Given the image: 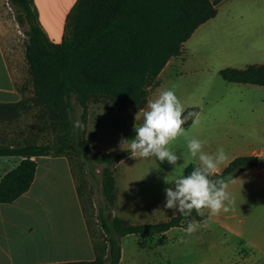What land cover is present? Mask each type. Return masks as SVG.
Segmentation results:
<instances>
[{
    "label": "trees",
    "instance_id": "obj_1",
    "mask_svg": "<svg viewBox=\"0 0 264 264\" xmlns=\"http://www.w3.org/2000/svg\"><path fill=\"white\" fill-rule=\"evenodd\" d=\"M222 1L78 0L67 17L63 40L54 43L40 24L33 0H8L26 37L24 54L30 86L24 84L18 90L20 100L0 102V121H18L34 112L39 130L51 136L39 141L36 135L16 144L0 140V156L22 157L0 181V203H12L29 191L36 176V157H66L95 251L91 261L51 264H121L123 237L162 235L158 243L163 245L170 229L186 228L188 220H203L195 210L191 217L178 212L167 221L143 224L113 215L120 194L119 164L130 152L95 150L87 126L92 103L103 102L118 110L145 109L153 89L161 84L163 69L170 60L183 56L185 43L201 25L216 17ZM219 72L231 83L264 86V64L225 67ZM187 111L199 113V108L190 107L184 115ZM191 124L189 119L184 127ZM74 162L101 181L103 198L94 214L101 231L99 243L90 231L82 192L84 180L78 182ZM194 163L185 167L184 175L192 171ZM259 164L256 155L237 156L217 174L230 182ZM100 167L101 178L96 172Z\"/></svg>",
    "mask_w": 264,
    "mask_h": 264
},
{
    "label": "rangeland",
    "instance_id": "obj_2",
    "mask_svg": "<svg viewBox=\"0 0 264 264\" xmlns=\"http://www.w3.org/2000/svg\"><path fill=\"white\" fill-rule=\"evenodd\" d=\"M25 38L13 7L8 0H0V44L18 93L24 84L30 86L24 54ZM194 46L193 53L188 52L187 56L184 51L181 59L172 61L160 74L161 84L153 89L149 99L175 88L186 110L199 108V122L185 127L187 137H178L169 145L180 159L172 165L167 160L160 162L154 156L139 159L130 155L119 164L120 194L113 215L128 219L132 224L162 222L177 215L178 212L166 207L155 211L149 203L159 200L160 204V199L166 198L165 188L174 186L165 180H175L184 175L188 164L198 162L188 154V139L207 141L204 151L210 154H215L221 147L225 150L227 159L217 171L224 169L232 158L264 149V86L226 81L219 72L231 67L223 66L226 60L223 62L221 58L226 53L218 51L213 43L204 46L197 42ZM186 57L188 59L184 61ZM180 60L184 61L181 65ZM3 77L0 64V86L5 84ZM89 110L87 136L95 150L119 152L122 151V137H135V117L139 111L118 110L103 102L92 103ZM146 110L147 107L138 115L142 116ZM39 127L34 112L18 121H0V140L24 143L36 135L39 141L50 140V133L40 131ZM77 165L74 162L73 170L79 183L84 180L82 192L90 231L99 243L101 231L94 214L103 198L101 181L87 168L81 170ZM259 167H264V158ZM96 172L101 178V167ZM228 192V211L222 210L209 218V210L204 209L203 220L197 221L200 226L191 235L185 232V227L172 228L166 232L167 240L163 245L158 243L162 235L123 237L121 264H242L244 258L264 264V174L249 168L228 182Z\"/></svg>",
    "mask_w": 264,
    "mask_h": 264
},
{
    "label": "crops",
    "instance_id": "obj_3",
    "mask_svg": "<svg viewBox=\"0 0 264 264\" xmlns=\"http://www.w3.org/2000/svg\"><path fill=\"white\" fill-rule=\"evenodd\" d=\"M77 1L33 0L40 24L52 42L63 40L67 17ZM217 8L216 17L201 25L185 43L187 56L194 52L197 42L204 46L213 43L218 51L226 53L221 58L226 60L223 66L246 68L264 64V0H223ZM175 59L178 58L170 60L166 67ZM184 61L180 60V65ZM0 64L5 79L0 86V102L20 100L1 44ZM252 155L259 157L260 166L264 149L253 151ZM35 160L37 171L29 191L12 203H0V264L94 260L95 251L69 160L64 156H40ZM21 161L20 156H0V181ZM259 166L251 169L264 174V167ZM160 200V204L159 200L149 203L155 211L165 207L166 198ZM242 264L255 263L244 258Z\"/></svg>",
    "mask_w": 264,
    "mask_h": 264
},
{
    "label": "clouds",
    "instance_id": "obj_4",
    "mask_svg": "<svg viewBox=\"0 0 264 264\" xmlns=\"http://www.w3.org/2000/svg\"><path fill=\"white\" fill-rule=\"evenodd\" d=\"M141 111V110H140ZM139 111V112H140ZM176 95L175 88L166 89L147 103V110L142 116L136 114L134 138H121L120 147L128 150L134 158L147 159L155 157L160 162L167 160L176 165L180 156L170 150L169 145L178 137H187L185 125L192 120L195 125L199 122V114L187 111ZM140 121L139 125L137 121ZM79 124V122H77ZM207 141L196 138L188 139V154L193 158L192 171L188 175H181L175 180H165L173 187H166L165 207L179 212L184 217H191L193 210L199 216H204V209L209 210V218L228 211L230 202L228 182L217 174L218 166L227 159L225 150L221 147L215 154L204 151ZM184 159L186 154H181ZM200 224L195 220H188L185 232L188 235L198 230Z\"/></svg>",
    "mask_w": 264,
    "mask_h": 264
}]
</instances>
